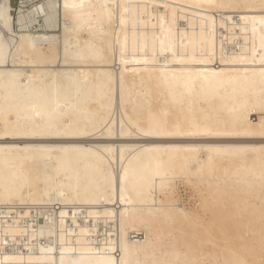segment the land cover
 <instances>
[{
	"label": "bare ground",
	"instance_id": "bare-ground-1",
	"mask_svg": "<svg viewBox=\"0 0 264 264\" xmlns=\"http://www.w3.org/2000/svg\"><path fill=\"white\" fill-rule=\"evenodd\" d=\"M10 2L0 264H264V0Z\"/></svg>",
	"mask_w": 264,
	"mask_h": 264
},
{
	"label": "rangeland",
	"instance_id": "rangeland-1",
	"mask_svg": "<svg viewBox=\"0 0 264 264\" xmlns=\"http://www.w3.org/2000/svg\"><path fill=\"white\" fill-rule=\"evenodd\" d=\"M11 2V6H12V9H11V12L13 13L14 17L16 16V10H18V2L17 0H10ZM15 9V10H14ZM180 192L182 194L183 197L187 198L188 195H190V190L189 189H185L184 187H181L180 188ZM187 194V195H186Z\"/></svg>",
	"mask_w": 264,
	"mask_h": 264
}]
</instances>
